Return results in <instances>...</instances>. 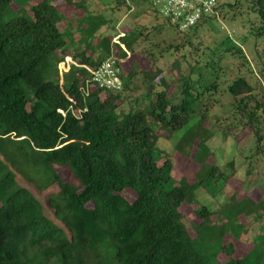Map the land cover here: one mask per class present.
<instances>
[{"label": "trees", "instance_id": "16d2710c", "mask_svg": "<svg viewBox=\"0 0 264 264\" xmlns=\"http://www.w3.org/2000/svg\"><path fill=\"white\" fill-rule=\"evenodd\" d=\"M12 1L0 0V264H264V200L243 197L257 229L244 254L236 249L242 225L231 219V202L238 201L233 195L216 199L212 208L198 207L192 235L180 206L199 186L213 181L216 188L231 174L219 171L215 177L219 167L213 164L205 178L170 185L173 163L157 145L159 128L176 132L195 119L213 122L224 137L245 130L254 154L264 156V62L254 72L241 47L228 44L225 35L221 51L195 52L194 62L182 52L166 77L151 45L136 50L150 35L143 27L104 34L89 51L65 37L57 4L39 0L29 15L6 17ZM139 3L148 2L115 0L111 8L130 10ZM224 4L239 7L243 40L251 37L254 46L264 41V0H218L220 12ZM154 16L161 17L151 27L155 33L177 28ZM109 20L88 22L80 44ZM204 22L158 55L185 45L191 52V38ZM136 51L147 57V66L133 61L124 69L121 58ZM110 55L118 60L122 87L85 89L92 70ZM66 56L71 62L60 75L57 65ZM202 56L208 79L199 66ZM221 86L229 96L228 113L218 108ZM210 135L208 130L197 145ZM60 167L68 169L65 181ZM18 173L39 190L57 183L46 197L50 215ZM127 188L135 192L133 200L122 195Z\"/></svg>", "mask_w": 264, "mask_h": 264}, {"label": "rangeland", "instance_id": "374dc122", "mask_svg": "<svg viewBox=\"0 0 264 264\" xmlns=\"http://www.w3.org/2000/svg\"><path fill=\"white\" fill-rule=\"evenodd\" d=\"M38 1L39 0H13L11 6L4 9V14L6 17H12L14 15L27 16L30 14V5ZM50 1L59 6L60 11L62 12V17L59 23L61 31L67 39L75 42L76 48L86 45L87 50L91 51L92 48L95 49L97 47L96 44L99 40H96L97 38H101L104 34H112L115 36V34L122 31V27L129 30L136 25L135 27H137V29L143 27L142 31L149 30L150 35H148L147 38H143L142 36L143 42H139L136 45V50H139V48L144 45L146 47L151 45L153 49L152 51L158 56L157 64L163 69L166 77L170 76L168 71L170 67L169 65H171L173 59L180 56L182 52L187 53L190 61L194 62V57L196 56L195 52H207L208 50L211 52L215 50V48L216 50L221 51L220 48H222V46H219V42L225 37V35L229 36L230 41L228 44L231 42L232 44L241 47L254 72L257 73V65H261V63L264 62V41L259 40L258 44L254 46L251 37L243 40L244 29L241 27V16L237 13L239 9L238 6L227 7L224 4L221 12L219 10V16L216 19L212 18L204 22L203 25L197 29L198 32L191 38L192 45L195 47L191 48V52L185 50V48H188L190 45H185L177 51H175L173 47L170 48L172 51L171 53L168 51H162L160 56L158 55L159 48L164 49L169 43L173 46L176 42L182 41L185 38V35H187L186 31L188 30H179L171 25H167L161 33H155L151 27L158 21H161V17L154 16V12L157 13V11L148 0V3H139L137 5L131 4L129 8L130 10L121 5L118 10L114 11L111 6L115 3V0ZM220 1L231 2L232 0ZM235 12L237 14L235 17H232V14ZM104 16L110 19L109 22L100 25L95 34L86 37L80 44L78 39L84 33L83 28L85 25L92 19L99 22V19ZM182 36L184 37L181 40ZM96 52L97 49L93 55H95ZM204 55L205 54H203V56ZM203 56L200 59L201 62L199 63V66L202 67L204 75L208 79V70H206L203 61L205 56ZM199 57L200 56H198V58ZM133 61L140 63L142 66H147L148 64L147 57L141 55L139 51L129 54L127 53L125 57L121 58L124 69H128ZM69 62H71V58ZM225 62L229 63V60L228 62ZM57 67L59 74L62 75V73L68 69V63L61 61L58 63ZM136 79L138 80L139 90H141L143 85L141 80L139 82L140 77ZM85 83V89L94 86L87 80ZM27 89L28 95L32 96L30 89ZM222 89L223 86L220 87L216 95L221 106L218 108H222L228 113L230 108L229 96ZM208 130L211 135L206 139V143L203 145H197L198 142L205 139L203 136L205 134L207 135ZM158 131L159 137L157 145L169 153L173 163L171 170L173 180L170 185L173 184V181L174 183H180L183 180H186L191 183L196 181L197 178H205L207 172L210 170L209 168L213 164L219 167V170L214 173L215 177H217L219 171H222L224 174H231L230 176H227L224 183L223 180L220 181L216 188L213 181H211L212 185L206 186L208 191L205 189L206 187L204 188L206 184L199 186L197 194L195 190L193 196L188 198V201L180 206V210L184 214L185 225L191 234L194 235L196 232L192 224L197 223L200 220L195 210L201 205H206L209 208H212L215 206L216 199L223 202L226 201L224 198L233 195L238 201L231 202V219H235L236 223L240 226L242 225L240 232L241 238L240 240L235 241L236 249L238 254H244L248 250L249 245H252V242L256 240L255 231H257V229L255 230L254 227H252V221L249 219L252 218V214L250 213L246 215V210L243 207V200L247 197L254 200H264V156L254 154L252 137L248 134H244L245 130H243L237 138L232 135L224 137L213 122L205 121L199 124L195 119H191L183 129L176 132H170L168 129L162 128H159ZM230 160L232 161V167L227 165ZM248 169L250 170L247 171ZM57 173L63 181L68 179L69 173L66 167H60L57 169ZM17 178L42 203L45 213L50 215L51 208L46 204V197L48 193H53L58 189L57 183L54 182L45 189L39 190L31 182L27 181L24 175L18 173ZM70 181L76 183L74 179H70ZM214 191L216 195H213ZM122 195L128 200H133L135 192L132 189L127 188L122 191ZM238 211H240V213L236 215ZM231 222L232 221H229L227 224H231ZM202 247L203 245H201L200 249H202Z\"/></svg>", "mask_w": 264, "mask_h": 264}, {"label": "built area", "instance_id": "2783aa9c", "mask_svg": "<svg viewBox=\"0 0 264 264\" xmlns=\"http://www.w3.org/2000/svg\"><path fill=\"white\" fill-rule=\"evenodd\" d=\"M157 13L175 25L180 30H187L191 26L211 17L219 16L218 0H148ZM70 58L65 57V63ZM120 67L117 58L110 55L103 59L91 72L90 81L100 88L120 89Z\"/></svg>", "mask_w": 264, "mask_h": 264}]
</instances>
